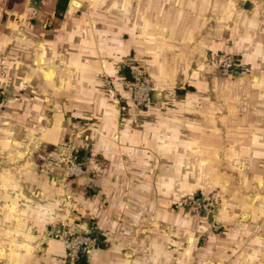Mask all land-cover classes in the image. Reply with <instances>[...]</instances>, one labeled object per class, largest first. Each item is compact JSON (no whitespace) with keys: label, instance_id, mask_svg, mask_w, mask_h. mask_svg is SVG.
Instances as JSON below:
<instances>
[{"label":"crops","instance_id":"crops-1","mask_svg":"<svg viewBox=\"0 0 264 264\" xmlns=\"http://www.w3.org/2000/svg\"><path fill=\"white\" fill-rule=\"evenodd\" d=\"M0 101V264H66L63 221L80 264H264V0H0ZM213 187L220 233L174 208Z\"/></svg>","mask_w":264,"mask_h":264},{"label":"built area","instance_id":"built-area-1","mask_svg":"<svg viewBox=\"0 0 264 264\" xmlns=\"http://www.w3.org/2000/svg\"><path fill=\"white\" fill-rule=\"evenodd\" d=\"M221 74L223 76H229L232 72L233 61L231 59H225L220 63ZM154 92V84L148 75H140L134 79V81L128 85V97L122 98L118 95V92L114 85L109 82L107 86V97L116 106L118 113V119L125 120V116L128 113L129 103L136 110L150 107L153 104L152 94ZM60 150L63 156L60 158L63 164L65 175L68 178H79L85 174L82 168V163L76 161V157L73 155L77 153V150L70 145H62ZM214 203H206L203 206L204 211L214 212ZM62 230L60 233L52 235L53 239L61 242L65 249L66 264H80L81 259L88 255L91 251L95 250L97 245L93 236L89 233L77 232L72 228L67 227L65 221L61 223Z\"/></svg>","mask_w":264,"mask_h":264},{"label":"rangeland","instance_id":"rangeland-1","mask_svg":"<svg viewBox=\"0 0 264 264\" xmlns=\"http://www.w3.org/2000/svg\"><path fill=\"white\" fill-rule=\"evenodd\" d=\"M220 67L221 66L219 65V72H220V75L223 76L221 74ZM0 104H1V101H0ZM67 145H69V144H67ZM70 146H72V145H70ZM74 149L77 150L76 148H74ZM73 155L76 157L77 162L82 163V168L86 173V165L81 160L80 156L78 155V150H77V153H75ZM62 156H63V154L61 152L60 155L58 156V158H54V159L55 160L57 159L56 162H58L59 166L62 167V169L64 170L63 164L60 161V158ZM64 174H65V170H64ZM84 175H82L81 177H83ZM65 177L67 179H73V178H68L66 175H65ZM210 192H211V194L209 193L210 195H204V196H198V197L188 196V195L182 196V197L178 198L177 201H175L174 208L182 210V211L183 210L184 211H190V212H193L195 214L205 216V218L209 222L210 230L214 233H220L222 231V228H223V222L221 220H219V218H218V209L221 206L220 205L221 201H220V197H219V191H218L217 187H213ZM70 201H71V199H67L66 202L69 203ZM210 202H213L214 206H215L213 213H212V211H204V209H203V206L206 203H210ZM67 215H68V213H67ZM163 232H165L167 234H171L172 236H174V234H176L175 231L171 227L164 228ZM183 238L185 239V237H183Z\"/></svg>","mask_w":264,"mask_h":264},{"label":"trees","instance_id":"trees-1","mask_svg":"<svg viewBox=\"0 0 264 264\" xmlns=\"http://www.w3.org/2000/svg\"><path fill=\"white\" fill-rule=\"evenodd\" d=\"M134 81V79L132 80V82ZM81 262V261H80Z\"/></svg>","mask_w":264,"mask_h":264}]
</instances>
